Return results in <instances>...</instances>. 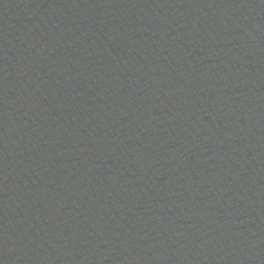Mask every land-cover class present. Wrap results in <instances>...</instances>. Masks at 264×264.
I'll list each match as a JSON object with an SVG mask.
<instances>
[{"label": "water", "instance_id": "1", "mask_svg": "<svg viewBox=\"0 0 264 264\" xmlns=\"http://www.w3.org/2000/svg\"><path fill=\"white\" fill-rule=\"evenodd\" d=\"M132 0H0V125L76 47Z\"/></svg>", "mask_w": 264, "mask_h": 264}]
</instances>
